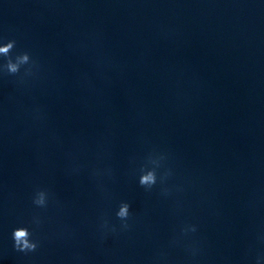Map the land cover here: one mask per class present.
<instances>
[{
    "label": "water",
    "instance_id": "water-1",
    "mask_svg": "<svg viewBox=\"0 0 264 264\" xmlns=\"http://www.w3.org/2000/svg\"><path fill=\"white\" fill-rule=\"evenodd\" d=\"M10 39L41 73L27 88L0 76V264H147L184 223L198 225L200 264L264 252V0H0V43ZM154 148L174 182L194 181L180 210L132 174ZM94 166L114 171L110 200ZM38 187L62 209H36ZM121 200L137 222L101 247L97 217L114 220ZM36 212L40 247L25 255L12 231L31 230ZM183 255L172 250L174 264Z\"/></svg>",
    "mask_w": 264,
    "mask_h": 264
},
{
    "label": "clouds",
    "instance_id": "clouds-1",
    "mask_svg": "<svg viewBox=\"0 0 264 264\" xmlns=\"http://www.w3.org/2000/svg\"><path fill=\"white\" fill-rule=\"evenodd\" d=\"M15 39L0 43V76L13 77L14 83L20 88H27L33 81L39 79L41 65L28 51H17ZM34 121L43 119V114L39 108H34L31 112ZM170 154L166 151L152 149L143 158V161L136 164L131 161L132 174L136 178L138 185L145 193H152L158 189L159 194L165 198H173L176 210L184 206L183 195L194 186L191 178L184 182H174L176 171L170 163ZM84 166L74 163L71 168L72 174H79ZM90 176L96 183V188L101 197L105 200L111 199V194L106 186V181L115 179L114 171L111 167H92ZM32 204L36 209L46 211L50 206L62 209V204L56 199L55 194L47 188H36L32 195ZM46 218L40 212L32 215L28 226H19L12 231L13 249L17 252L34 253L40 247V240L35 238V230L45 223ZM137 218L132 211V205L125 200H121L115 211L113 220L107 213L101 212L95 223L93 236L101 247L109 239H119L132 232ZM198 225L194 223H184L178 231H174L166 247H158L153 255L148 258L147 264H174L171 256L172 250L183 252L182 264H200L204 255L202 242L196 237ZM71 234V229L67 225H62L57 233L63 238ZM258 241L264 243V234L257 236ZM83 258L77 255L74 257V264H82ZM264 252L257 253L251 257V264H262Z\"/></svg>",
    "mask_w": 264,
    "mask_h": 264
}]
</instances>
